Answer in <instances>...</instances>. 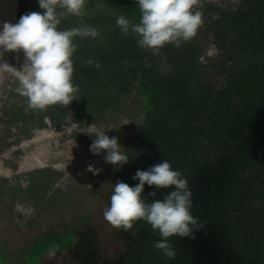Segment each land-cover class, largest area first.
I'll use <instances>...</instances> for the list:
<instances>
[{"label": "trees", "instance_id": "1", "mask_svg": "<svg viewBox=\"0 0 264 264\" xmlns=\"http://www.w3.org/2000/svg\"><path fill=\"white\" fill-rule=\"evenodd\" d=\"M205 6L199 7L204 23L196 37L167 44L156 55L115 23L119 14L139 23L136 0H87L82 18L67 15L58 26L91 25L99 35L73 38L72 82L79 99L47 108L57 123L63 112H74L84 129L107 124L118 132L117 122L138 117L133 110L138 107L136 130L121 141L129 162L113 173V190L117 181L134 187L137 170L168 161L192 191L197 227L194 238L169 239L174 259L154 247L162 237L141 220L128 231L120 229L126 250L116 264H264V0ZM33 11H43L38 0H20L16 23ZM208 42L216 53H208ZM89 135L82 139L88 147L94 139ZM46 172L29 174L32 185L18 192L17 186L7 192L0 186V215L8 204L42 207L73 193L69 184L55 187L53 174ZM171 190L146 184L142 199L163 200Z\"/></svg>", "mask_w": 264, "mask_h": 264}, {"label": "clouds", "instance_id": "2", "mask_svg": "<svg viewBox=\"0 0 264 264\" xmlns=\"http://www.w3.org/2000/svg\"><path fill=\"white\" fill-rule=\"evenodd\" d=\"M42 12H29L20 17L15 24L4 22L0 31V60L5 53L23 52L24 62L20 69L7 62H0V80L10 74L18 82L17 92L27 98L30 109L45 110L52 105L68 106L78 100L79 89L72 82L73 61L71 59L77 45L74 37L99 35L98 29L91 25L59 30L61 20L67 15L82 18L86 14L87 0H38ZM141 12L139 23L131 22L127 16L119 14L115 23L122 34H136L137 45L151 49L156 55L167 44L179 46L195 38L203 25V13L199 10L200 0H136ZM89 64L94 63L88 61ZM97 69L99 62H95ZM150 66V65H149ZM94 139L90 151L94 155L106 152L104 160L114 166L122 167L129 157L122 150L116 137H109L105 130L89 126ZM87 171L98 174L92 164ZM139 181L134 187L117 181L110 198L104 219L114 228L128 231L134 222L146 221L158 230L162 239L154 247L161 250L169 259L176 252L169 243L172 237H193L197 227L194 218L192 191L189 181L179 170H173L168 161L154 164L148 170H137L132 177ZM156 189H174L163 200L156 199L145 203L142 199L145 185ZM155 196V192L148 193ZM194 238V237H193Z\"/></svg>", "mask_w": 264, "mask_h": 264}, {"label": "rangeland", "instance_id": "3", "mask_svg": "<svg viewBox=\"0 0 264 264\" xmlns=\"http://www.w3.org/2000/svg\"><path fill=\"white\" fill-rule=\"evenodd\" d=\"M205 2L237 3L238 0H200L199 7L207 8ZM207 47L208 53H216L211 43L208 42ZM23 62V52L12 53L9 64L21 68ZM13 79L10 74L5 76L0 97ZM133 110L141 117L138 107ZM138 117L134 116L131 121L119 120L118 132L115 125L109 127L106 124L103 130L110 138L116 137L121 145L122 140L133 135L139 123ZM67 130L71 131V127ZM114 131L115 134H111ZM52 136L56 144L59 137L66 136V132L53 131ZM63 144H66L63 148L66 150L62 149L60 155L55 154L57 159L52 162L56 166H67L79 175L67 181L73 193L66 191L42 207H36L34 202L27 205L28 201L18 206L10 207L8 204L3 207L0 215V259L4 260L3 264H116L120 253L126 250L124 234L103 216L113 190V173L120 166L106 163V152L97 156L87 147L79 153L78 149L70 146L67 138ZM31 164L27 162L26 165ZM89 164L99 169V173L87 171ZM8 170L0 164V173L7 174ZM41 236L48 240L44 246L39 241Z\"/></svg>", "mask_w": 264, "mask_h": 264}, {"label": "flooded vegetation", "instance_id": "4", "mask_svg": "<svg viewBox=\"0 0 264 264\" xmlns=\"http://www.w3.org/2000/svg\"><path fill=\"white\" fill-rule=\"evenodd\" d=\"M18 86L14 78L0 97V164L10 169L7 174L0 173V186L4 187L1 190L7 192L10 187L13 189L15 186H17L13 189L16 190L15 192H18L17 189H27L29 185H32L29 174L34 176L41 170L53 174L51 181L53 180L55 187L65 189L68 178L79 175L67 166L53 164V159H57L55 154L60 155L61 150L65 148L66 144L63 143L66 138L70 141V146L78 149L79 153H83L82 150L87 149L88 146L84 142L85 138L82 139L90 132L80 126L74 112H63L57 123L56 116L49 111L50 109L28 108L27 98L21 96L16 90ZM68 127H71V131L67 130ZM99 129L103 130L104 125ZM57 130L65 131L66 136L59 137L55 144L52 133ZM82 157L83 154L80 158ZM27 162L33 163L26 165ZM44 177L47 178L49 175Z\"/></svg>", "mask_w": 264, "mask_h": 264}, {"label": "water", "instance_id": "5", "mask_svg": "<svg viewBox=\"0 0 264 264\" xmlns=\"http://www.w3.org/2000/svg\"><path fill=\"white\" fill-rule=\"evenodd\" d=\"M20 0H0V31H2L3 23L10 22L15 24L18 16ZM12 57V53H5L0 62L9 63ZM4 80V79H3ZM0 80V89L3 83Z\"/></svg>", "mask_w": 264, "mask_h": 264}, {"label": "bare ground", "instance_id": "6", "mask_svg": "<svg viewBox=\"0 0 264 264\" xmlns=\"http://www.w3.org/2000/svg\"><path fill=\"white\" fill-rule=\"evenodd\" d=\"M39 160V159H38ZM23 163V162H22ZM33 163V162H32ZM27 164V163H26Z\"/></svg>", "mask_w": 264, "mask_h": 264}]
</instances>
